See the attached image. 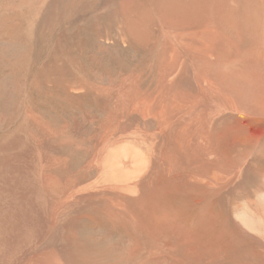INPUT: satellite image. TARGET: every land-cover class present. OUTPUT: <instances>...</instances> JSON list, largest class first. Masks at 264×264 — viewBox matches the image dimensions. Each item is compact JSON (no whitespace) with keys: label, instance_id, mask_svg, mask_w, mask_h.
I'll list each match as a JSON object with an SVG mask.
<instances>
[{"label":"bare ground","instance_id":"obj_1","mask_svg":"<svg viewBox=\"0 0 264 264\" xmlns=\"http://www.w3.org/2000/svg\"><path fill=\"white\" fill-rule=\"evenodd\" d=\"M150 1L0 0V264H264V0Z\"/></svg>","mask_w":264,"mask_h":264},{"label":"rangeland","instance_id":"obj_2","mask_svg":"<svg viewBox=\"0 0 264 264\" xmlns=\"http://www.w3.org/2000/svg\"><path fill=\"white\" fill-rule=\"evenodd\" d=\"M112 1V3H108V4H112V5H108L107 3V5H108V7L106 8V4H105V6H102L100 9H98L96 12H95V15H98V16H96V18H94V22H95V26H96V29H97V31L94 33V37L96 36V38H95V40H96V42L98 43V42H100V40H104L105 38H109V39H112V38H117L118 36H120L121 35V33H123L124 32V27L126 26V25H128L130 22H131V20H130V18H129V15L131 16V14H134L135 13V11L136 10H138L140 7H141V5H140V0H132V1H130V0H111ZM114 1H115V3H114ZM145 1V5H146V7H152V6H154V4H152L151 3V1L150 0H147V2H146V0H144ZM116 2H117V4H116ZM123 2H124V4H123ZM134 2H136V3H134ZM1 4H2V2H0ZM131 3V4H130ZM134 3V4H133ZM1 4H0V17H3L5 20L6 19H8V15L9 14H7V12H8V10H7V8H3V6H2V8H1ZM117 5V7L119 8V11L121 12V15H120V13L117 15V13L115 14V16L112 14V15H110V16H108V17H103V13H104V11H106V12H109V10H113V9H115V8H117V7H115L116 5ZM126 4V5H125ZM128 4V5H127ZM136 4V5H135ZM3 5V4H2ZM140 5V6H139ZM152 5V6H151ZM115 7V8H114ZM153 8V7H152ZM99 10H100V12H99ZM99 12V13H98ZM114 16V17H113ZM115 17H116V19H115ZM118 18V19H117ZM110 19V20H109ZM130 20V21H129ZM100 27H102V28H100ZM28 28H29V24H28V21L26 22V24H25V26L22 28V30H21V32L25 35V34H27L28 35V33L27 32H29V30H28ZM100 29V30H99ZM106 29V30H105ZM121 30V31H120ZM27 31V32H26ZM105 31V32H104ZM115 31V32H114ZM108 39V40H109ZM98 46V48L97 49H99V48H101L100 47V45L98 44L97 45ZM90 49H86L85 51H83L82 52V54H81V57H82V59H83V63L84 64H82V69H81V71H80V69H76L75 67H72V71H73V73H75L78 77H80V78H82V73L84 72V71H86V72H89L90 71V69H92L91 71H90V73L92 72H94V73H97V74H100V75H107L109 78L111 77V78H113V77H116V76H118L119 75V73H121V68H114V69H110V68H104L103 66H101L100 65V63H99V61H97V56H96V52H94V51H92V50H90ZM96 50V49H95ZM8 55V59H7V55ZM10 54V55H9ZM84 54V55H83ZM6 55V57H4ZM128 60H130L129 62L131 63H129V62H127L126 63V65L124 66V69H123V71H126V70H129V69H142V71L146 74L145 75V80H147V81H145L147 84L146 85H151L152 84V78H151V75L147 72V71H149V62H148V58L146 59V60H144L143 58H141V57H135L134 58V56L133 55H131V56H129V58H128ZM136 60V61H135ZM139 60V61H138ZM142 60H144L143 61V64H142ZM12 61H13V55L11 54V53H5L4 55L3 54H1L0 55V82H2L3 80H2V78H3V76L5 75L4 74V72L7 70V68L9 67V65L10 64H12ZM141 61V62H140ZM41 60L39 61V62H36V63H34L33 65H32V69L33 70H36V69H38L39 68V66L41 65ZM89 62V63H88ZM135 63V67H134V63ZM87 64V65H86ZM95 64V65H94ZM99 64V65H98ZM142 64V65H141ZM84 65H85V67H84ZM90 65V66H89ZM92 65V66H91ZM94 66V67H93ZM95 66H96V68H95ZM99 66V67H98ZM142 66H144V67H142ZM146 66H148V67H146ZM93 67V68H92ZM138 67V68H137ZM100 68V69H99ZM5 69V70H4ZM146 69V70H145ZM83 70V71H82ZM119 70V71H118ZM4 74H2V73ZM103 72H105V73H103ZM107 72V73H106ZM147 72V73H146ZM2 76V77H1ZM29 83H30V85L31 86H33L36 90H41L40 89V87L36 84V82H35V78L33 77V76H31V77H29ZM75 90H77V91H75ZM73 91L74 92H78V91H80V90H78V89H73ZM2 96H1V92H0V98H1ZM5 103H8V101H6ZM132 132V131H131ZM125 133V132H124ZM128 133H130V132H128ZM130 134H132L131 136H130ZM129 135L127 134V132H126V135H128V136H130V137H132L134 134H136V136L134 135V137H133V139L132 138H130V137H127V138H130V141H131V139L132 140H135L134 138L136 137L137 138V133H130ZM126 135H124V137L126 136ZM138 137L139 138H137L135 141H137L138 139H139V141H141V143H142V146H143V140H144V138H143V136H141V135H138ZM126 138V139H127ZM140 138H141V140H140ZM145 141V140H144ZM145 144L147 145V142H145ZM144 144V145H145ZM146 145H145V147H146ZM144 147V146H143ZM91 188L93 189L94 188V186H91ZM90 188V186H89V189H91ZM88 189V187L86 188H83V190H87ZM255 197H257V196H255ZM240 199V198H239ZM243 199V198H242ZM240 199V201L238 200V199H236V200H238L237 201V203H236V205H235V202L236 201H234L232 204L233 205H235V206H233L232 204V209H233V207H235L234 209L235 210H237V208H238V206H240L239 208L240 209H242V208H246V207H248L249 205H250V203H251V205H250V207L251 208H253V207H255V205H257L256 204V202L258 203L259 202V200L257 201V199H260L261 200V198L259 197H257L256 199L253 197L251 200L249 199V198H246V199H248V200H245V199ZM254 199H255V202H254ZM242 200V201H241ZM245 201V202H244ZM247 201V202H246ZM249 202V203H248ZM240 203H242L243 204V207H242V204L241 205H239ZM252 203H255V204H252ZM261 201H260V203H258V204H260L261 205ZM246 205H248V206H246ZM246 206V207H245ZM257 206H259V205H257ZM256 206V207H257ZM237 207V208H236ZM242 207V208H241ZM249 207V208H250ZM238 208V209H239ZM239 209V210H240ZM243 209V210H244ZM247 209V208H246ZM245 209V210H246ZM234 210V211H235ZM248 211H250V209H248ZM251 211H252V209H251ZM250 211V212H251ZM252 213V212H251Z\"/></svg>","mask_w":264,"mask_h":264},{"label":"water","instance_id":"obj_3","mask_svg":"<svg viewBox=\"0 0 264 264\" xmlns=\"http://www.w3.org/2000/svg\"><path fill=\"white\" fill-rule=\"evenodd\" d=\"M9 53H11L14 56L13 52H9ZM0 55H1V53H0Z\"/></svg>","mask_w":264,"mask_h":264}]
</instances>
